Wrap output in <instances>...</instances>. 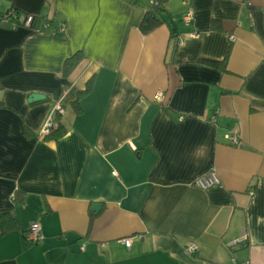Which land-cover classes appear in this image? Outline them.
<instances>
[{"label": "crops", "instance_id": "0c3cea01", "mask_svg": "<svg viewBox=\"0 0 264 264\" xmlns=\"http://www.w3.org/2000/svg\"><path fill=\"white\" fill-rule=\"evenodd\" d=\"M161 1L0 0V264H264V0Z\"/></svg>", "mask_w": 264, "mask_h": 264}, {"label": "built area", "instance_id": "2783aa9c", "mask_svg": "<svg viewBox=\"0 0 264 264\" xmlns=\"http://www.w3.org/2000/svg\"><path fill=\"white\" fill-rule=\"evenodd\" d=\"M151 4L157 5L158 2H157V0H151ZM192 15H193V12L190 10L188 12V14L185 16V20L188 24H190L192 21ZM35 18H36V16H34V15L22 14V13H19L17 11L11 10V11H8L6 13L0 14V23L5 24V25H9L12 28L26 27V28H30L34 31H39L41 29L33 27L34 22H35ZM49 25L50 24L48 23V21L45 22L42 29H47L49 27ZM59 33L62 35L65 33V27L64 26H62L59 29ZM234 39L235 38H233V41H234ZM163 96H164V94L162 92H160L155 96V100H161L163 98ZM64 113H65V111L61 105L56 106L54 112L52 113V115L48 119V121H47V123L43 129L44 135H46V136L49 135L53 130H55L58 127V124H57L56 119H55V114H64ZM226 139L233 146H237L240 144V138L238 135L228 134V135H226ZM196 185L200 188H203V189H209V188H212L214 186L220 185V180L216 176L214 171H212L209 176L199 179L196 182ZM42 239H43L42 226L40 223H34L30 228L28 240H30L32 242H38ZM123 242H124L126 247L130 248L132 245V238L125 239ZM230 247H232V246H230ZM199 251H200V248L195 243H191L188 246V252L190 254H196ZM234 264H236L235 261H234ZM244 264H251V263L246 262Z\"/></svg>", "mask_w": 264, "mask_h": 264}, {"label": "trees", "instance_id": "16d2710c", "mask_svg": "<svg viewBox=\"0 0 264 264\" xmlns=\"http://www.w3.org/2000/svg\"><path fill=\"white\" fill-rule=\"evenodd\" d=\"M157 2L158 4L152 5V10L146 13L142 22L140 23V28L144 33H148L156 29L158 26H160L163 23L162 18H161V15L163 13L162 1L157 0ZM37 22H38V18L36 17L34 25H33L34 28H36L35 26L37 25ZM81 60H82V57L79 54H76L72 56L70 59H68L66 62V66H65V74L68 75L69 73H71V71L77 67V65L80 63ZM92 86H93V81L90 80L87 84V88L84 91L80 92L79 94L80 97L88 94L91 91ZM73 108L76 114L82 113L83 109H82L79 99L73 104ZM65 133L66 132H65L64 127L62 125H59L55 130H53L49 135H47L45 139L56 140L64 136ZM8 215H10L9 212L0 211V222L3 223V226H4L2 235L12 229V224H11L12 221L6 220V217H8Z\"/></svg>", "mask_w": 264, "mask_h": 264}, {"label": "water", "instance_id": "95a60500", "mask_svg": "<svg viewBox=\"0 0 264 264\" xmlns=\"http://www.w3.org/2000/svg\"><path fill=\"white\" fill-rule=\"evenodd\" d=\"M170 23L173 26L174 31H176L178 33V26H177V24L174 22V20L172 18L170 19ZM44 97L45 96L40 95V94H32L30 96V98H29V102H31V103L32 102H37L39 100L44 99ZM99 207H100V205H96V206H94V209L98 210Z\"/></svg>", "mask_w": 264, "mask_h": 264}]
</instances>
